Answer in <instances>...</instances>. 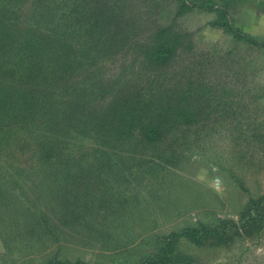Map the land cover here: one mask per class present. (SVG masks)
Instances as JSON below:
<instances>
[{"label": "rangeland", "instance_id": "rangeland-1", "mask_svg": "<svg viewBox=\"0 0 264 264\" xmlns=\"http://www.w3.org/2000/svg\"><path fill=\"white\" fill-rule=\"evenodd\" d=\"M80 1L87 4L89 13L95 11L91 7L100 6L96 18L84 19L104 28L102 38L117 42L112 60L101 68L103 80L113 82L116 92L137 85L144 88L154 73L170 79L177 71L200 75L204 70L207 82L216 85L213 113L195 126L176 130L178 140L171 149L168 141L163 143V154L137 159H128L122 152L100 154L110 164L95 170L101 181L90 197L91 207L101 212L99 224L78 237L69 228L71 235L62 233L60 243L49 233L40 239L31 225L15 226L18 218L11 215L17 204L22 206L18 202L23 197L18 198L19 186L10 185L7 189L15 196L6 210H1L4 203L0 201V264H36L55 254L90 263L138 264L141 255L154 250L158 236L199 223L215 225L218 219L239 223L249 194L264 196V51L239 44L210 27L216 13L194 8L177 17L178 0ZM53 4L59 10L64 7L60 0H0V19L44 20L35 16L51 13L46 8ZM232 5L237 25L264 38V0H232ZM168 25L174 35L183 34L176 60L172 67L152 71L145 61L146 45ZM69 192L67 198L75 200L76 191ZM238 226L239 230L231 229L228 242L214 239L197 245L179 238L175 251L185 258L173 264H264V226L258 235Z\"/></svg>", "mask_w": 264, "mask_h": 264}, {"label": "trees", "instance_id": "trees-1", "mask_svg": "<svg viewBox=\"0 0 264 264\" xmlns=\"http://www.w3.org/2000/svg\"><path fill=\"white\" fill-rule=\"evenodd\" d=\"M60 2L62 10L53 4L46 8L52 9L51 13L35 16L44 20L20 23L10 16L0 19V201L4 203L0 209L6 210L15 196L7 188L19 186L18 198L24 200L18 202L21 207L10 206L16 210L11 216L18 218L13 224L31 225L40 239L49 233L56 242L61 241L62 233L71 235L66 229L71 228L78 237L99 224L101 212L91 207L90 197L101 181L95 170L110 164L100 154L122 152L128 159L163 154V143L168 141L171 149L178 140L176 130L210 117L211 101L217 94L204 70L201 77L191 70L172 73L170 79L154 73L144 88L137 85L116 92L113 82L103 80L101 68L112 60L117 42L102 38L104 28L84 19L96 18L100 6L91 7L95 11L89 13L80 0ZM232 6V0H178L176 16L194 8L216 13L210 27L229 34L239 44L264 51V38L237 25ZM55 16L57 22H46ZM181 37L183 34L174 35L169 25L155 32L145 56L152 71L171 66ZM40 186L44 189L38 190ZM72 190L76 191L75 200L67 198ZM41 193L53 199L44 200ZM263 211L264 196L249 194L239 223L218 219L215 225L199 223L158 236L154 250L141 255L138 264L184 261L175 251L181 237L197 245L214 239L228 242L231 229L239 230V224L246 233L258 235L264 226ZM36 264L105 263L55 254Z\"/></svg>", "mask_w": 264, "mask_h": 264}]
</instances>
